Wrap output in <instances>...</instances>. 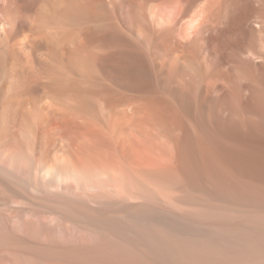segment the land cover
<instances>
[{"label":"bare ground","instance_id":"obj_1","mask_svg":"<svg viewBox=\"0 0 264 264\" xmlns=\"http://www.w3.org/2000/svg\"><path fill=\"white\" fill-rule=\"evenodd\" d=\"M0 264H264V0H0Z\"/></svg>","mask_w":264,"mask_h":264}]
</instances>
